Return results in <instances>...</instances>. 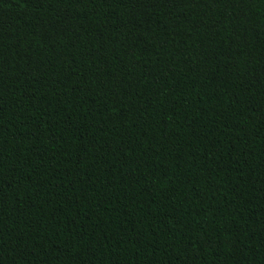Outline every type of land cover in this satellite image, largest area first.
<instances>
[{
  "label": "trees",
  "instance_id": "1",
  "mask_svg": "<svg viewBox=\"0 0 264 264\" xmlns=\"http://www.w3.org/2000/svg\"><path fill=\"white\" fill-rule=\"evenodd\" d=\"M0 264H264V0H0Z\"/></svg>",
  "mask_w": 264,
  "mask_h": 264
}]
</instances>
